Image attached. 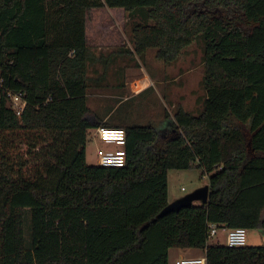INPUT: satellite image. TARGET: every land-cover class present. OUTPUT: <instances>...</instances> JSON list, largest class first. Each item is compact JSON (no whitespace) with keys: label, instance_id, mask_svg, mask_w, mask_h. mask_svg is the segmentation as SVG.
Wrapping results in <instances>:
<instances>
[{"label":"trees","instance_id":"trees-1","mask_svg":"<svg viewBox=\"0 0 264 264\" xmlns=\"http://www.w3.org/2000/svg\"><path fill=\"white\" fill-rule=\"evenodd\" d=\"M103 6L126 12L140 58L172 62L204 37L200 113L178 107L163 130L104 123L126 131L123 167L86 161L101 119L87 106L85 15ZM193 166L208 201L158 216L168 169ZM209 224L264 230V0H0V264H168L172 248L264 264V246L208 244Z\"/></svg>","mask_w":264,"mask_h":264},{"label":"rangeland","instance_id":"rangeland-1","mask_svg":"<svg viewBox=\"0 0 264 264\" xmlns=\"http://www.w3.org/2000/svg\"><path fill=\"white\" fill-rule=\"evenodd\" d=\"M85 20L87 24V32L89 43L95 44V51L100 47L102 51L114 50L116 46L125 45L133 46L130 39L131 22L127 17L123 18L122 9L108 8H92L86 13ZM123 21H126L123 26ZM114 23L111 28L105 27L106 34L102 35L99 40L97 36L99 26L102 24ZM118 24V25H117ZM116 26V27H115ZM117 26H119L117 28ZM119 33V34H118ZM105 36H108L107 40ZM110 37V38H109ZM204 37L199 34L194 41L182 49L180 55L172 62L165 63L162 60L156 59L155 49H149L146 56L139 61L132 62V65H127L128 73L144 72L146 68L154 70V66L166 65L162 74L165 76L160 90L162 95L159 99L154 97V94L147 93L142 96L141 107L136 111L138 115L136 119L140 124H150L155 128H159L162 122L172 120L175 111L178 107L196 115L201 112L204 101V64H203V49ZM107 49V50H106ZM124 63V60H123ZM129 64L128 62H126ZM130 71V72H129ZM112 72V71H111ZM109 72V73H111ZM93 74L90 71L89 75ZM143 76V75H142ZM108 94V93H106ZM128 95V93H127ZM148 101V102H145ZM95 106V102L91 99L90 104ZM129 101H127V104ZM98 147L102 146L101 142L97 143ZM110 145V143H108ZM41 147V145L39 146ZM114 147V146H113ZM103 149L102 147H99ZM24 149V148H23ZM96 152L94 142L91 139L90 133L87 135L86 143V161L88 164H96ZM208 183V176L198 167L190 168H170L167 171V190L169 203L174 200L200 188ZM199 203V202H196ZM24 231L26 241L30 240V214L27 210L24 222ZM246 244L249 246H264V234L258 228L246 230ZM208 244L226 245L224 233L218 228L217 233L208 237ZM201 255L203 252L201 250ZM175 255L171 254L169 264H174Z\"/></svg>","mask_w":264,"mask_h":264},{"label":"crops","instance_id":"crops-1","mask_svg":"<svg viewBox=\"0 0 264 264\" xmlns=\"http://www.w3.org/2000/svg\"><path fill=\"white\" fill-rule=\"evenodd\" d=\"M101 8L121 9L109 8L106 6H103ZM122 11L123 18L127 17L126 12L123 9ZM126 21H123V26H125L124 23ZM113 24L114 23L112 22L111 24L108 23L105 26H103L102 24L99 26L100 30L97 34L99 40L102 39L101 37L103 34H106V30L102 29H105V27L111 28L112 26H114ZM118 27L119 26H117V28ZM85 36L90 55V58L87 61L86 74L87 106L101 119V123L97 127L105 126L104 123L108 121H112L113 123H118L119 121H121L123 122V124H140V122L136 119V117L138 116L136 114V111L141 107L142 96L146 95L147 93H152L154 94L155 98H160V96L162 95V90H160L159 87L164 86L162 84L165 83L163 81V79H165V76L162 74V72L165 70L166 65L160 66L156 64L157 67L153 65L155 68L154 70L146 68V70H143L144 72L142 73L140 71H137L134 74L132 72L128 73V68H126V66L132 65V62L135 64V61L143 59L146 56V53L142 58H140L134 53L132 45L116 46L114 50H109L107 52L102 51L100 47H97V51H95V44L91 46V44L89 43L86 23ZM105 37L107 40H110L108 39V36ZM154 57L156 58V55ZM126 62H128L129 64H127ZM90 71H92L93 74L89 75ZM91 99L95 102V106L92 105V103L90 104ZM127 101H129L128 104ZM166 126H169V120L167 119L163 121L161 127L157 129L163 130ZM95 128L90 129L88 132L90 133L91 139L94 142L96 149L99 147H102L104 149L111 148L112 145L101 142L97 139L96 136H94ZM99 142H101L102 146L98 147L97 143ZM222 232L224 233L226 238V232ZM200 252L201 250L194 248H172L168 253V264L171 254L175 255V261L176 259L182 257L203 256L200 254Z\"/></svg>","mask_w":264,"mask_h":264},{"label":"built area","instance_id":"built-area-1","mask_svg":"<svg viewBox=\"0 0 264 264\" xmlns=\"http://www.w3.org/2000/svg\"><path fill=\"white\" fill-rule=\"evenodd\" d=\"M11 106L15 109L17 114L23 110L25 101L23 96L19 93H7ZM94 136L104 143L112 145L109 149L97 148L96 164L100 166L123 167L126 163V131L122 127L99 126L94 130ZM114 146V147H113ZM219 227L216 224H209L208 236L217 233ZM226 232L227 246H243L246 245V229L237 227L227 229L225 227L219 228ZM174 264H206L204 256L200 257H182L174 261Z\"/></svg>","mask_w":264,"mask_h":264},{"label":"water","instance_id":"water-1","mask_svg":"<svg viewBox=\"0 0 264 264\" xmlns=\"http://www.w3.org/2000/svg\"><path fill=\"white\" fill-rule=\"evenodd\" d=\"M209 197V184L195 189L194 191L174 200L173 202L168 203L166 207H164L158 216L163 215L164 213L168 211L178 210L181 207H185L187 205H190L193 202H202L206 203L208 201ZM262 233L264 234V230L260 229Z\"/></svg>","mask_w":264,"mask_h":264}]
</instances>
